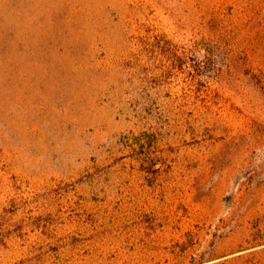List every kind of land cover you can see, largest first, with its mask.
<instances>
[{
	"label": "rangeland",
	"instance_id": "374dc122",
	"mask_svg": "<svg viewBox=\"0 0 264 264\" xmlns=\"http://www.w3.org/2000/svg\"><path fill=\"white\" fill-rule=\"evenodd\" d=\"M0 264H264V0H0Z\"/></svg>",
	"mask_w": 264,
	"mask_h": 264
}]
</instances>
